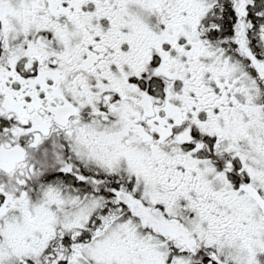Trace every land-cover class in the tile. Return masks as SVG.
<instances>
[{
    "label": "snow or ice",
    "instance_id": "obj_1",
    "mask_svg": "<svg viewBox=\"0 0 264 264\" xmlns=\"http://www.w3.org/2000/svg\"><path fill=\"white\" fill-rule=\"evenodd\" d=\"M0 264H264V0H0Z\"/></svg>",
    "mask_w": 264,
    "mask_h": 264
}]
</instances>
